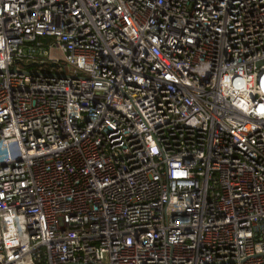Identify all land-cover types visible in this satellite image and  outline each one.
Returning <instances> with one entry per match:
<instances>
[{
    "label": "built area",
    "instance_id": "obj_1",
    "mask_svg": "<svg viewBox=\"0 0 264 264\" xmlns=\"http://www.w3.org/2000/svg\"><path fill=\"white\" fill-rule=\"evenodd\" d=\"M0 264H264V0H0Z\"/></svg>",
    "mask_w": 264,
    "mask_h": 264
},
{
    "label": "rangeland",
    "instance_id": "obj_2",
    "mask_svg": "<svg viewBox=\"0 0 264 264\" xmlns=\"http://www.w3.org/2000/svg\"><path fill=\"white\" fill-rule=\"evenodd\" d=\"M20 68L21 69H26V70H36V69H40V68H38V66H29V67L25 68L22 65H20ZM41 69H44V71H49L50 70L49 67L48 68L42 67Z\"/></svg>",
    "mask_w": 264,
    "mask_h": 264
}]
</instances>
